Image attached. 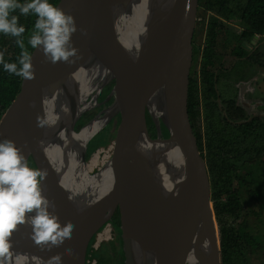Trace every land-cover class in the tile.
Masks as SVG:
<instances>
[{"label": "water", "instance_id": "obj_1", "mask_svg": "<svg viewBox=\"0 0 264 264\" xmlns=\"http://www.w3.org/2000/svg\"><path fill=\"white\" fill-rule=\"evenodd\" d=\"M143 3L146 17L140 9ZM56 7L75 19L77 31L71 39L79 59L52 64L44 61L40 48L33 50L35 77L22 78L20 91L0 122V142L10 139L27 162L32 159L38 170L47 171L40 183L42 194L54 202L61 226L70 221L74 230L70 240L48 250L32 241L30 224L19 225L11 237L9 264H47L57 253L62 264H86L92 239L128 194L138 189L139 180L151 179L145 171L157 148L150 145L147 114L176 177L164 178L171 179L169 184L158 178L156 193L139 217L137 203L128 202L135 210L124 217L127 264L174 260L221 264L210 179L188 111L199 0H60ZM86 49L109 71L98 98L114 80L111 91L116 96L98 127L84 120L76 131L91 109L86 99L89 80L78 72ZM38 115L47 121L42 127L37 125ZM116 116L121 119V143L91 181L84 170L90 143ZM87 128L92 133L79 143ZM71 160L82 168L77 189ZM68 248L72 256L64 254Z\"/></svg>", "mask_w": 264, "mask_h": 264}, {"label": "trees", "instance_id": "obj_2", "mask_svg": "<svg viewBox=\"0 0 264 264\" xmlns=\"http://www.w3.org/2000/svg\"><path fill=\"white\" fill-rule=\"evenodd\" d=\"M59 1L48 0L55 7ZM18 2L24 4L30 0ZM10 15L18 16L19 25L25 27L22 38L31 55L34 49L28 44V39L34 31L37 16L32 13L27 16L21 15L19 9ZM232 17L239 22L242 31L231 53L237 58L245 57L253 65L264 67V53L260 51V46L250 53L240 46L243 41L251 42L256 35L264 37V0H199L198 21L193 39V62L197 68H191L188 111L197 146L210 179L211 199L219 230L221 264H250L248 258L252 255H260L264 260V243L259 235L248 230L247 217L243 215L244 202L241 192L244 186L249 187L250 184H247L245 178H253L251 164L264 149V127L258 132L254 130L251 122L243 121L245 118L243 107L233 98H224L219 89L220 77L226 69L221 64V57L225 54L219 52V43L221 36L231 27L229 20ZM200 35L203 36L201 44L198 43ZM16 39L0 33V52L4 54L6 62L17 63L19 67L18 57L21 49L17 46ZM21 80L22 77L4 71L3 64H0V122L19 93ZM113 121L104 129L105 139L101 146H106L113 138L122 134L120 116L118 123ZM146 122L150 145L157 148L156 155L145 171L151 179L139 180L138 189L130 192L120 203L111 220L119 233V244L112 243V251L117 258L112 257L109 252L105 254L111 255L113 264L128 263L124 239L127 233V221L124 218L126 203L130 201L137 203L139 212L136 216L139 217L160 184L159 171L164 172V176L166 175L164 178L176 177L160 149L155 125L148 114ZM111 124L113 125L110 126ZM80 128L81 123L77 125L76 131ZM101 146H97L96 149ZM244 170L247 172H243ZM93 241L94 238L91 243ZM95 257L97 258L96 253ZM105 260L102 254L99 262Z\"/></svg>", "mask_w": 264, "mask_h": 264}, {"label": "clouds", "instance_id": "obj_3", "mask_svg": "<svg viewBox=\"0 0 264 264\" xmlns=\"http://www.w3.org/2000/svg\"><path fill=\"white\" fill-rule=\"evenodd\" d=\"M17 9L21 15L32 13L37 16L28 44L33 49L42 50L45 62L71 64L75 62L73 58L79 59L78 49L71 39L77 31L73 15L48 0H30L24 4L18 0H0V33L16 37V44L21 49L19 67L17 63L6 62L0 52L4 71L29 80L35 77L31 55L22 38L25 27L19 25L18 16L10 15ZM46 123L37 116L39 127ZM46 176V170L28 166L27 159L13 141L5 139L0 142V264H9L11 260V237L19 225L30 224V238L41 249L58 248L72 238L74 225L68 221L61 226L54 202L42 194L40 183ZM64 254L72 256L73 251L68 248ZM47 264H62V255L57 253L49 257Z\"/></svg>", "mask_w": 264, "mask_h": 264}, {"label": "flooded vegetation", "instance_id": "obj_4", "mask_svg": "<svg viewBox=\"0 0 264 264\" xmlns=\"http://www.w3.org/2000/svg\"><path fill=\"white\" fill-rule=\"evenodd\" d=\"M257 40H258V43H257V45H258V44L263 42L264 37L260 36ZM258 46H260V45H258ZM253 50L254 49H252L250 52H252ZM246 79H249L248 83H251V85H250L251 90L249 88L250 91H247V93H246L242 90V88H240L236 92V96L232 97V98L235 99L236 103L238 105L242 106L243 109L245 110V118L243 119V121L251 122V125L254 127V130L256 129L259 132L264 127V92H261L259 89L257 91V89H256L257 87H255V85H254V81L256 79H254L253 77H249ZM246 83H247V80H245V84ZM242 85L243 84H241V86ZM250 92H252L253 96H255V97L249 98V99L247 98L245 100L244 99L245 94L248 95ZM107 94L105 95V93L103 92L99 96L98 101L100 100L102 102L103 99H105V97L107 96ZM88 116H89V113L85 114L79 123H81V125H82L84 120H86V118ZM113 120H115V123H118V116H116ZM112 121L110 123H112ZM251 165H252L251 169H252L254 176H253V178H245L247 184L248 185L250 184V185H249V187L244 186L243 191L241 192L243 202H244L243 203V209H244L243 215H246V217L247 216L249 217L250 214L259 215V212H256L255 210L250 209L252 206H246V201L249 202V205L256 204L257 206H260V209H261L260 212L264 209V198H262L261 186H260L262 183H264V178H256V177H261V176L264 177V149L261 151V153L258 156H256V158L253 161V164H251ZM258 171L260 172L259 174H258ZM243 172H245V170ZM246 172H247V170H246ZM256 173L258 176H256ZM113 218H114V216H113ZM259 221H261V220H259ZM114 226H115V224H114ZM247 226H248V230L251 231L253 234L259 235V237L262 240V243H264V235H263V232L261 233V230L263 229V225H261L262 228L258 229L259 232L258 231L256 232V230L250 226L248 221H247ZM115 229H116L115 233L113 231V233H114L113 239L103 243L100 246V248L96 251L97 264H103L106 261H110L111 264H113V258H110V256H111L110 254H112V257H115V259L117 258V255L112 251V243L119 244V240H118L119 233H118L116 226H115ZM109 234H110V230H109V228H107L102 233L101 236H108ZM105 252H109L110 254H108V253L105 254ZM102 254L104 255V258L106 260L104 262H99V258L102 256ZM252 256H259L260 257V255H252ZM252 256H250V257H252ZM248 260H249V258H248Z\"/></svg>", "mask_w": 264, "mask_h": 264}, {"label": "bare ground", "instance_id": "obj_5", "mask_svg": "<svg viewBox=\"0 0 264 264\" xmlns=\"http://www.w3.org/2000/svg\"><path fill=\"white\" fill-rule=\"evenodd\" d=\"M140 9L141 11L144 13V17H146L147 15V6L145 3L140 5ZM85 44H88V42H86ZM83 48V47H82ZM81 48V50H82ZM80 50V51H81ZM84 51V50H83ZM97 58L96 55L94 54L93 51H90L88 49H86V52L83 53L82 59H81V63L79 65V74H82V77H85L86 79L89 80V83H87V93H86V99L89 102V106L91 107L89 116L86 118V122L92 123L91 127H98L101 122H102V118L101 116L104 115L105 113L111 111V105L115 99L116 93L115 91H111L112 88L110 89V91L108 92L107 96L105 97V102L104 103H100L98 101V93L100 91V86H101V81L104 79V77L109 75V71L108 68L104 65H98L97 64ZM84 79V80H86ZM115 80L109 85L112 86L114 85ZM112 92V93H111ZM102 98V97H101ZM92 128H87L81 135L80 138L78 139L79 143H82L85 141V139L92 133ZM109 162V161H108ZM106 162L102 168L100 170H103V168L106 166V164L108 163ZM29 163V162H28ZM71 171L72 174H74L73 177V186L74 189H77L78 185L80 184V182L83 179V175H82V168L79 164L78 161L76 160H71ZM90 164L89 161L87 160V162L84 165V170L86 172V174L90 175V179H92L91 181H93V179L95 178V176H93V174H95L96 172L92 173L90 171ZM34 169V168H33ZM173 264V263H170ZM190 264H200L198 263H190Z\"/></svg>", "mask_w": 264, "mask_h": 264}, {"label": "rangeland", "instance_id": "obj_6", "mask_svg": "<svg viewBox=\"0 0 264 264\" xmlns=\"http://www.w3.org/2000/svg\"><path fill=\"white\" fill-rule=\"evenodd\" d=\"M202 41H203V36L202 35L198 36V43L201 44ZM263 42H264V40H263ZM239 61H243V60H239ZM245 63L244 62L242 63L245 66H248V71L245 72V76H247V78L255 77L256 80L254 81V85H255V87H257L256 88L257 91L259 89L261 92H264V67L256 66V65H253V64L249 63L250 65L253 66L252 67L249 64H247V62H245ZM242 64L237 62V64H236L237 67H235V68L236 69L237 68L240 69ZM193 67H195V69L197 68V66H196V64L194 62L192 64V68ZM244 71L245 70H243V68H241V70L239 71V75L241 77L243 76V72ZM261 71H263V73ZM232 74H234V71H233ZM250 85L251 84H248V88H250ZM111 88H112V86H109V85L104 87V89L102 90L101 94L104 92L105 95H106L110 91ZM250 90H251V88H250ZM250 90H248V91H250ZM221 93H222V96L224 98H229L230 97L229 96V92H227V90H221ZM253 97H255V96H253V93L250 92L248 95L245 94V98L244 99L246 100L247 98L249 99V98H253ZM103 101H104V99H103ZM113 122H115V120ZM113 124H111L110 126H112ZM112 130H113V128L111 129V131ZM104 139H105V130L103 129L102 131H100L99 133H97L95 135V137L92 139V141L90 143V147H89L88 154H87V156H90V157L87 158V160L89 161V164L91 165L90 166V171L92 173L100 170L102 168V166L107 162V161H104L105 158H103L101 156V150H99L98 152H95L97 146H101V145L104 144ZM28 162H29L28 166L30 168L37 169L35 163L32 160H29ZM163 173H164L163 171H159V179L160 180H165L164 179L165 176H164ZM259 173L260 172L258 171V174ZM252 175H253V172H252ZM256 176H258L257 173H256ZM256 178H264V177L261 176V177H256ZM165 182L169 184V183H171V179H166ZM260 186H261V195H262V198H264V183H262ZM246 206H252L250 208L251 210H255L256 212H259V215L250 214L249 217L247 216V221L250 224V226L253 229L256 230V232L258 231V229L262 228L261 225H263V229L261 230V233L263 232V235H264V224H263L264 223V209L260 212V210H261L260 206H257L256 204L249 205L248 201H246ZM133 210H135V206L132 203H126V209H125V212H124V217L125 216H130L132 214ZM259 220H261V221H259ZM112 227H113V231L115 233L116 229H115V226H114L113 223H112ZM263 262H264V260L261 259L259 256L249 257V263L250 264H260V263H263ZM172 263L173 264H180L177 260L172 261ZM103 264H111V262L110 261H106Z\"/></svg>", "mask_w": 264, "mask_h": 264}, {"label": "crops", "instance_id": "obj_7", "mask_svg": "<svg viewBox=\"0 0 264 264\" xmlns=\"http://www.w3.org/2000/svg\"><path fill=\"white\" fill-rule=\"evenodd\" d=\"M230 25L231 27L228 29L227 33H224L221 36L220 39V43H219V52H221L222 54H225L224 57H221V64H223L225 66V70L223 72V74L220 77L219 80V89L221 90H227V92H229V98L235 97L236 96V92L242 88V90L244 92L247 93V91L249 90L248 88V80L246 79L247 76H245V71H248V66H245L244 64H242L243 62H247V64H249V62L246 60L245 57L242 58H237V56L233 55V53H231L233 51V48L235 46V44H237V37L239 36V34L242 31V28L239 25V22L236 20V18H230ZM258 37H260V35H256ZM237 42V43H236ZM258 40H252L251 42H241V47L248 53H250V51L252 49H256L258 45H260V51L264 53V42L258 44ZM240 44V43H239ZM239 60H243V61H239ZM237 62L241 63L242 66L241 68H243V70H245L243 72V76L241 77L239 75V71L240 69H236L235 67ZM246 64V63H245ZM250 65V64H249ZM252 66V65H250ZM253 67V66H252ZM234 71V74H232ZM263 73V71H261ZM255 79V77H253ZM245 80H247V83L245 84ZM241 84H243L241 86Z\"/></svg>", "mask_w": 264, "mask_h": 264}, {"label": "built area", "instance_id": "obj_8", "mask_svg": "<svg viewBox=\"0 0 264 264\" xmlns=\"http://www.w3.org/2000/svg\"><path fill=\"white\" fill-rule=\"evenodd\" d=\"M120 143H121L120 137H115L106 146H101L97 148L95 152H98L99 150H101V156L105 158L104 161L108 162L113 157V155L116 153ZM107 228H109L110 234L108 236H101L102 233ZM113 236H114V233H113L112 222L108 221L104 224L103 228L94 237V241L91 243V247L89 248L87 252L86 264H97V258L95 257L96 251L100 248V246L104 242L112 240Z\"/></svg>", "mask_w": 264, "mask_h": 264}]
</instances>
